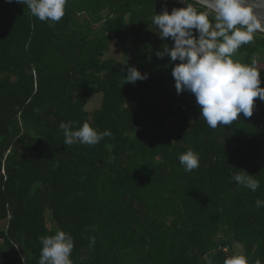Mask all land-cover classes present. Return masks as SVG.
I'll return each instance as SVG.
<instances>
[{"label":"trees","instance_id":"trees-1","mask_svg":"<svg viewBox=\"0 0 264 264\" xmlns=\"http://www.w3.org/2000/svg\"><path fill=\"white\" fill-rule=\"evenodd\" d=\"M165 7L185 8L66 0L54 22L0 0V264H39L41 238L57 231L73 239V264H264V114L213 129L194 94H177L179 61L156 56L173 44L152 22ZM256 33L234 62L254 66ZM128 66L147 79L126 83ZM62 121L111 136L64 145ZM188 150L199 156L190 172L179 161ZM237 172L258 189L233 182Z\"/></svg>","mask_w":264,"mask_h":264},{"label":"clouds","instance_id":"clouds-1","mask_svg":"<svg viewBox=\"0 0 264 264\" xmlns=\"http://www.w3.org/2000/svg\"><path fill=\"white\" fill-rule=\"evenodd\" d=\"M15 2L27 6L41 21L59 22L65 14L66 0ZM186 3L187 7L173 8L170 14L165 7L152 20L159 37L173 41L171 47H164L156 56L168 57L170 62L179 61L171 72L177 94H194L202 119L213 129L218 125H231L241 113L251 117L255 98L264 100V88L259 87L260 72L252 66L234 62L231 57L242 45L252 41L255 32H264V0H198L205 11H197L187 0ZM210 15L214 24L210 23ZM124 78L126 83L135 84L147 79V74L128 66ZM59 129L65 137L64 145L68 146L75 143L96 145L104 137L111 136L109 130L98 132L87 122L75 128L74 122L62 121ZM179 161L186 172L199 167V156L192 150L181 154ZM231 180L252 192L259 187V181L246 172L233 174ZM256 206L264 207V201L257 199ZM40 242L39 264H73L70 256L74 244L70 234L57 231L42 237ZM208 264H212L211 260ZM224 264H247V259L232 256L226 258Z\"/></svg>","mask_w":264,"mask_h":264},{"label":"rangeland","instance_id":"rangeland-1","mask_svg":"<svg viewBox=\"0 0 264 264\" xmlns=\"http://www.w3.org/2000/svg\"><path fill=\"white\" fill-rule=\"evenodd\" d=\"M257 34L256 32L253 34L255 35ZM114 49V50H113ZM114 52V53H113ZM110 58H115L117 60H122V51L120 48H116L115 46H113L111 53L109 54ZM241 60V59H239ZM235 61V62H239ZM254 68L260 72V79H261V84L259 85V87L264 88V85L262 84V82L264 81V50L260 51L257 53V55L255 56L254 60ZM94 101V100H93ZM92 101L91 104V108L90 111H93L95 109L98 108L99 106V102L98 101ZM253 113L257 116L260 114H264V100H260L258 97L255 98L254 100V108H253ZM4 228V225H0V230H2ZM235 252L237 253H242L241 247L236 246L235 247Z\"/></svg>","mask_w":264,"mask_h":264},{"label":"water","instance_id":"water-1","mask_svg":"<svg viewBox=\"0 0 264 264\" xmlns=\"http://www.w3.org/2000/svg\"><path fill=\"white\" fill-rule=\"evenodd\" d=\"M188 1V0H187ZM193 1H195L196 3H198V0H193ZM182 3H183V5L186 7V5H187V3H186V0H182ZM198 4H200V3H198ZM201 5V4H200ZM259 32H261V31H259ZM262 33H264V32H262Z\"/></svg>","mask_w":264,"mask_h":264},{"label":"built area","instance_id":"built-area-1","mask_svg":"<svg viewBox=\"0 0 264 264\" xmlns=\"http://www.w3.org/2000/svg\"><path fill=\"white\" fill-rule=\"evenodd\" d=\"M228 248H225V249H223V251L225 252V253H228Z\"/></svg>","mask_w":264,"mask_h":264},{"label":"crops","instance_id":"crops-1","mask_svg":"<svg viewBox=\"0 0 264 264\" xmlns=\"http://www.w3.org/2000/svg\"><path fill=\"white\" fill-rule=\"evenodd\" d=\"M114 50V49H113ZM114 53V52H113Z\"/></svg>","mask_w":264,"mask_h":264}]
</instances>
